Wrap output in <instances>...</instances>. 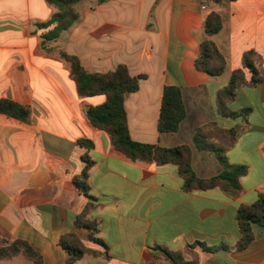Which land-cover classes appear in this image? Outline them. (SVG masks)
<instances>
[{
    "label": "crops",
    "instance_id": "obj_1",
    "mask_svg": "<svg viewBox=\"0 0 264 264\" xmlns=\"http://www.w3.org/2000/svg\"><path fill=\"white\" fill-rule=\"evenodd\" d=\"M77 9L75 24L47 40L58 12L48 0H0V102L28 112L26 118L0 112V249L22 240L43 264H67L61 240L75 234L87 250L76 264H172L156 247L176 252L197 242L209 249L196 248L198 264H264V228L254 225V240L239 250L236 220L242 205L264 194V81L237 89L225 107L235 116L219 105L234 72L252 80L245 54L255 52L264 73V0H81ZM211 10L224 19L211 37L227 60L218 77L196 67ZM62 53L77 57L89 73L125 65L131 76L143 75L139 90L125 100L131 137L165 148L191 146L201 178L223 168L214 153L196 147L197 129L212 122L239 127L228 159L248 168L243 193L231 198L219 187L187 192L177 166L133 161L117 150L111 135L87 117L106 96H79ZM167 86L181 89L187 108L175 133L158 126ZM85 157L93 162L87 184L94 201L75 183ZM91 221L104 244L84 226ZM0 264L31 261L19 254Z\"/></svg>",
    "mask_w": 264,
    "mask_h": 264
},
{
    "label": "trees",
    "instance_id": "obj_2",
    "mask_svg": "<svg viewBox=\"0 0 264 264\" xmlns=\"http://www.w3.org/2000/svg\"><path fill=\"white\" fill-rule=\"evenodd\" d=\"M80 1L48 0L51 5L58 9V12L49 22L50 25L55 24L56 26L45 36V39H55L75 24L79 19L77 6ZM99 1L102 3L108 0ZM213 1L218 4L223 0ZM223 24L224 19L219 12L216 10L206 12L204 26L207 37L201 44L196 67L211 77L222 75L227 67L225 56L211 38L222 31ZM62 56L71 63V75L76 82L79 96L83 98L98 95L106 96L104 104L88 109L87 117L95 127L105 130L111 135L112 142L117 150L133 161L140 160L148 163L156 162L158 165L172 164L177 166L178 174L183 179L184 188L187 192L207 191L219 187L231 198H237L243 193L241 178L247 175L248 168L244 165H233L228 159V152L237 141L239 127L223 129L212 122L197 129L194 136L196 147L201 151L213 152L223 168L222 172L216 176L207 179L200 178L192 167L193 153L189 145L165 148L139 143L131 137L125 100L128 94L139 90L140 80L144 78L143 75L139 77L131 76L125 65H119L115 71L105 74L89 73L83 68L77 57L66 53H62ZM255 57H257V54L253 51L245 54L244 57L245 68L253 74L252 80L247 82L244 72L242 70L236 71L233 73L228 85L219 94L221 113L235 116L229 113L225 107L228 102L235 99L237 89L243 85L257 86L264 81L263 70L257 67L253 61ZM0 112L19 118H26L28 114L26 108L10 101L0 102ZM186 116L187 108L181 89L175 86L165 87L158 124L159 130L167 133L178 132ZM85 162L86 166L82 174L75 178V183L86 196L94 201V198L90 195V187L87 184L93 162L89 157H85ZM94 206L93 202L89 204L87 210L78 218L79 224L85 218L88 210ZM236 220L241 234L238 249L244 250L255 238L254 225L264 228V194H261L255 203L242 205L237 211ZM83 224L92 231L94 241L104 244L96 238L98 234L96 221ZM61 244L69 253L67 264H76L87 253L75 234L65 235L61 240ZM197 247L207 249L204 244L197 242L187 245L182 251L171 252L161 246L156 247V250L161 251L172 264H198ZM222 248L227 249L226 246ZM19 254H23L31 261V264H43L41 255L22 240H17L11 245L1 248L0 260L12 258Z\"/></svg>",
    "mask_w": 264,
    "mask_h": 264
},
{
    "label": "rangeland",
    "instance_id": "obj_3",
    "mask_svg": "<svg viewBox=\"0 0 264 264\" xmlns=\"http://www.w3.org/2000/svg\"><path fill=\"white\" fill-rule=\"evenodd\" d=\"M191 147V146H190ZM209 152V151H208ZM192 153H193V151H192ZM211 153H213V152H211ZM192 167H193V157H192ZM201 178V177H200ZM203 179H205V178H203ZM207 179V178H206Z\"/></svg>",
    "mask_w": 264,
    "mask_h": 264
},
{
    "label": "built area",
    "instance_id": "obj_4",
    "mask_svg": "<svg viewBox=\"0 0 264 264\" xmlns=\"http://www.w3.org/2000/svg\"><path fill=\"white\" fill-rule=\"evenodd\" d=\"M204 8H206V7H204Z\"/></svg>",
    "mask_w": 264,
    "mask_h": 264
}]
</instances>
